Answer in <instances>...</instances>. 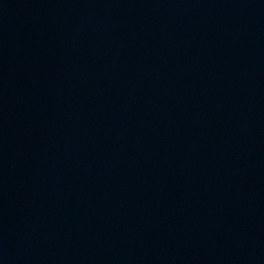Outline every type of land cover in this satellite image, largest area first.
<instances>
[{
	"label": "water",
	"instance_id": "water-1",
	"mask_svg": "<svg viewBox=\"0 0 264 264\" xmlns=\"http://www.w3.org/2000/svg\"><path fill=\"white\" fill-rule=\"evenodd\" d=\"M0 264H264V0H0Z\"/></svg>",
	"mask_w": 264,
	"mask_h": 264
}]
</instances>
